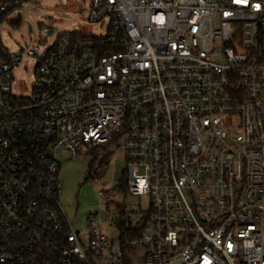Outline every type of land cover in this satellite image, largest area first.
Masks as SVG:
<instances>
[{
    "label": "built area",
    "instance_id": "1",
    "mask_svg": "<svg viewBox=\"0 0 264 264\" xmlns=\"http://www.w3.org/2000/svg\"><path fill=\"white\" fill-rule=\"evenodd\" d=\"M30 1L0 0V27ZM86 20L47 47L41 26L28 93L0 39V264H264V0H90ZM121 137L134 236L112 187L77 229L59 152Z\"/></svg>",
    "mask_w": 264,
    "mask_h": 264
},
{
    "label": "rangeland",
    "instance_id": "2",
    "mask_svg": "<svg viewBox=\"0 0 264 264\" xmlns=\"http://www.w3.org/2000/svg\"><path fill=\"white\" fill-rule=\"evenodd\" d=\"M90 0H33L23 4L8 19L18 21V24L3 23L0 27V39L3 47L9 52L22 53V60L15 69V80L22 82L24 92L28 93L33 83L34 61L27 55V49L37 44L41 35V26L52 29L47 36L44 47L49 46L53 40L64 33L80 30L97 32L95 26L86 20V13ZM123 137L118 142L103 145V151L96 153L94 150L87 154H78L76 159H71L64 150L59 152L58 177L61 182L59 202L66 215L75 228L81 229L85 224L87 212L103 210V199L98 196V191L108 190L112 187V202L116 211H124V216L116 220L135 223L140 217L139 198L128 192H120L113 188L118 185L121 172L125 166L121 144ZM109 154V165L102 170L100 162ZM106 213H101L104 217ZM100 231L107 233V225H101ZM143 249L138 248L136 253L142 254ZM135 254V251H132ZM135 259V257H134Z\"/></svg>",
    "mask_w": 264,
    "mask_h": 264
},
{
    "label": "trees",
    "instance_id": "3",
    "mask_svg": "<svg viewBox=\"0 0 264 264\" xmlns=\"http://www.w3.org/2000/svg\"><path fill=\"white\" fill-rule=\"evenodd\" d=\"M3 16H0V22L3 20ZM103 147L100 146V147H94L93 150L96 152V153H99V151H103ZM109 165V154L106 155L102 161L100 162V168H102V170L98 173V176L100 177L102 175V172L104 169H106ZM114 190H119L120 192H124L126 193L127 192V173H126V170L125 168L122 170L121 172V177H120V180L118 181V185L115 186L113 188ZM121 214L124 216V211L121 210ZM118 228L119 230H122L123 229H126V230H122V232H124L127 236H134V233L130 232L125 226H124V223L123 221H120L118 223Z\"/></svg>",
    "mask_w": 264,
    "mask_h": 264
}]
</instances>
